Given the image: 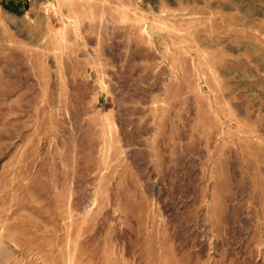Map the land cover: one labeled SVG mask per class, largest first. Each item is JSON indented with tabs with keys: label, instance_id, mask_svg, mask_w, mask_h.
<instances>
[{
	"label": "rangeland",
	"instance_id": "1",
	"mask_svg": "<svg viewBox=\"0 0 264 264\" xmlns=\"http://www.w3.org/2000/svg\"><path fill=\"white\" fill-rule=\"evenodd\" d=\"M0 264H264V0H0Z\"/></svg>",
	"mask_w": 264,
	"mask_h": 264
}]
</instances>
